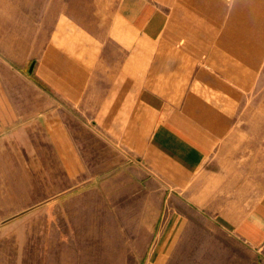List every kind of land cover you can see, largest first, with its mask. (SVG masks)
<instances>
[{"label":"crops","instance_id":"obj_1","mask_svg":"<svg viewBox=\"0 0 264 264\" xmlns=\"http://www.w3.org/2000/svg\"><path fill=\"white\" fill-rule=\"evenodd\" d=\"M94 4L91 22L63 13L40 32L30 73L44 91L0 94V231L41 215L61 231L76 213L68 193L91 183L72 196L78 209L170 216L156 264H176L185 242L203 247V264H264V0ZM20 7L0 0V30L10 23L15 47L27 39L34 53L35 20ZM75 119L91 135V161ZM5 166L23 169L6 198ZM168 189L169 207L147 206ZM184 207L204 223L186 221Z\"/></svg>","mask_w":264,"mask_h":264},{"label":"rangeland","instance_id":"obj_2","mask_svg":"<svg viewBox=\"0 0 264 264\" xmlns=\"http://www.w3.org/2000/svg\"><path fill=\"white\" fill-rule=\"evenodd\" d=\"M97 0H21V15H30L35 20L37 30L34 53L28 50L27 39L18 47L12 37L10 23L7 29L0 30V94L5 96H21L44 91L35 82V77L30 73L31 66L42 59L40 32L52 29L59 25V15L69 14L78 16L84 21L91 22L98 15L99 8L94 6ZM13 52V53H12ZM19 58L20 62L13 61ZM75 131L78 132L79 144L84 158L91 161L92 142L91 135L86 130L80 131L78 120H72ZM53 162L55 159L53 158ZM90 164V162H88ZM260 178L264 172V154L261 155ZM5 177L4 196H10L12 189L19 184L11 182V175H21L23 171L18 166H5L2 168ZM25 170V169H24ZM256 169L254 168V171ZM21 171V172H20ZM91 183L76 184V189L68 193L67 205L76 213L68 216L67 225L62 224L61 231L46 229L45 216L41 215L36 220L26 217L20 221L6 220L3 231H0V264H156L153 256L156 254L157 236L160 235V225L170 218L168 214L157 215H109L92 214L85 209H78L79 200L72 198L78 189L85 190ZM135 189L133 188V202ZM164 198L147 199L148 207L164 206L171 204L170 190ZM150 194V193H149ZM91 205V198L85 200ZM110 208L118 203V199H106ZM28 202H30L28 200ZM118 205V204H117ZM116 205V206H117ZM75 207V208H74ZM27 208V207H25ZM7 209V208H6ZM112 210V208H111ZM118 212V208H115ZM92 211V210H91ZM184 218L192 219L199 224L204 223L203 216L189 214L184 207ZM157 219V221H156ZM157 223L152 231V225ZM159 224V225H158ZM171 251V248H169ZM202 246L188 247L184 243L179 248L176 264H203ZM173 259L167 255L164 264H172Z\"/></svg>","mask_w":264,"mask_h":264},{"label":"water","instance_id":"obj_3","mask_svg":"<svg viewBox=\"0 0 264 264\" xmlns=\"http://www.w3.org/2000/svg\"><path fill=\"white\" fill-rule=\"evenodd\" d=\"M32 68H30V70H31Z\"/></svg>","mask_w":264,"mask_h":264}]
</instances>
